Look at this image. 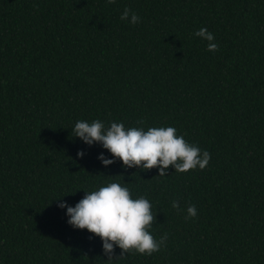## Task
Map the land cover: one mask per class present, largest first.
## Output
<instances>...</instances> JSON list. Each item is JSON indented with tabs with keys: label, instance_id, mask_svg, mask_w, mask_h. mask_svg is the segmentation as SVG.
Returning <instances> with one entry per match:
<instances>
[{
	"label": "trees",
	"instance_id": "obj_1",
	"mask_svg": "<svg viewBox=\"0 0 264 264\" xmlns=\"http://www.w3.org/2000/svg\"><path fill=\"white\" fill-rule=\"evenodd\" d=\"M97 119L174 127L211 160L125 168L72 134ZM111 182L151 202L160 251L108 261L68 223L59 203ZM0 264H264V0H0Z\"/></svg>",
	"mask_w": 264,
	"mask_h": 264
},
{
	"label": "clouds",
	"instance_id": "obj_2",
	"mask_svg": "<svg viewBox=\"0 0 264 264\" xmlns=\"http://www.w3.org/2000/svg\"><path fill=\"white\" fill-rule=\"evenodd\" d=\"M107 3L113 4L115 0H107ZM120 19L133 25L140 22V17L128 7H125ZM195 35L209 42L208 51L219 49L218 44L213 42L214 34L207 28H200ZM137 123L142 125L144 121ZM72 134L88 145L101 143L113 157L123 162L125 168L140 166L148 170L159 167L158 176H166L165 170L169 166H173L179 173L196 169L197 166L203 170L211 160L207 150L202 151L197 145L187 143L183 136H177V129L171 126L151 127L145 131L143 127L126 129L123 123L118 122H112L110 127H106L99 119L91 123L78 120ZM77 155L83 158L85 152L81 150ZM98 159L105 167L116 162L103 153ZM58 206L67 209L70 225L87 229L103 240V250L109 257L108 261L115 258L116 246L122 249L119 257L129 252L132 255L137 252L152 255L160 251L168 239V234L165 233L157 241L148 230L155 219L151 202L145 196L133 199L129 188L118 182L108 183L95 191H86L84 198L75 207L66 202H61ZM172 207L179 211V201H172ZM186 211V219L197 216L194 204L189 205Z\"/></svg>",
	"mask_w": 264,
	"mask_h": 264
}]
</instances>
